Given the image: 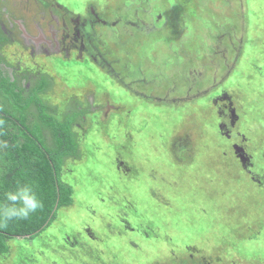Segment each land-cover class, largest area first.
I'll use <instances>...</instances> for the list:
<instances>
[{"label":"rangeland","instance_id":"374dc122","mask_svg":"<svg viewBox=\"0 0 264 264\" xmlns=\"http://www.w3.org/2000/svg\"><path fill=\"white\" fill-rule=\"evenodd\" d=\"M34 1L9 2L33 17ZM59 1L109 24L103 60H54L43 97L59 119L92 104L62 172L76 206L54 225L76 240L17 238L0 264H264L224 237L264 236V0ZM91 221L102 240H84Z\"/></svg>","mask_w":264,"mask_h":264},{"label":"trees","instance_id":"16d2710c","mask_svg":"<svg viewBox=\"0 0 264 264\" xmlns=\"http://www.w3.org/2000/svg\"><path fill=\"white\" fill-rule=\"evenodd\" d=\"M3 19L0 12V24ZM5 39L0 29V45L4 44ZM212 39L217 41L220 37L214 36ZM52 85L44 76L31 82L30 88H25L21 81L11 82L10 77L0 70V143L6 142L7 145L0 147V200L5 191L24 182L34 185L42 201V207L25 220H0V256L9 254V243L17 238L33 243L45 237L46 240L42 241L49 247L57 245L54 243L56 236H60L59 240L66 245L70 244L72 237L76 240L77 233L74 229L70 228L72 232L67 231L62 236L55 230L54 225L63 209L76 206L75 191L71 185L63 182L62 172L66 161H78L80 158L81 146L73 129L74 126L85 124L83 118L92 105L90 102L82 104L72 100L63 113L64 116L59 119L52 115L55 110L43 98L52 89ZM227 85L224 87L226 90ZM132 218L135 219V216ZM87 223L85 227L89 235L84 236V240L88 237L102 240L96 234H100V229L90 226L95 222ZM144 228L153 232L148 227ZM258 230L262 235V230ZM258 230L255 232L261 238L256 239L254 245H242L233 233L224 234V237L228 243H236L240 250L246 247L257 253L260 247H264V236ZM230 247L233 248L231 244Z\"/></svg>","mask_w":264,"mask_h":264},{"label":"flooded vegetation","instance_id":"af4514ba","mask_svg":"<svg viewBox=\"0 0 264 264\" xmlns=\"http://www.w3.org/2000/svg\"><path fill=\"white\" fill-rule=\"evenodd\" d=\"M9 1L0 0V12L4 17L0 29L6 37L4 44L0 45V70L10 77L11 82L21 81L23 87L30 88L31 82L46 76L53 84L52 89L47 91L49 94L56 87V81H63L61 75L54 70V60L64 61L66 64L73 63L72 60L78 58L103 60V54L98 50V47L103 48L100 30L105 31L109 24L94 9L88 8L84 13L80 6L78 10H71L59 0H45L46 5L42 6L38 4L39 0H35L31 6L33 4V7L38 8L36 13L33 17H24L22 10ZM9 3L16 9L6 12L3 4ZM16 49L27 60L23 64L22 56L14 54ZM66 64L62 65L65 67ZM90 64L97 66L93 62Z\"/></svg>","mask_w":264,"mask_h":264},{"label":"clouds","instance_id":"9594fccd","mask_svg":"<svg viewBox=\"0 0 264 264\" xmlns=\"http://www.w3.org/2000/svg\"><path fill=\"white\" fill-rule=\"evenodd\" d=\"M6 142L0 147H6ZM42 207L34 185L20 182L3 193L0 200V220H25Z\"/></svg>","mask_w":264,"mask_h":264},{"label":"bare ground","instance_id":"6f19581e","mask_svg":"<svg viewBox=\"0 0 264 264\" xmlns=\"http://www.w3.org/2000/svg\"><path fill=\"white\" fill-rule=\"evenodd\" d=\"M17 8H18V7H17ZM56 15H57V14H56ZM17 114H18V113H17ZM57 140H58V139H57ZM57 140H56V141H57ZM62 145H63V144H62ZM59 148H60V147H59ZM75 148H76V147H75ZM67 152H68V151H67ZM62 205H63V204H62ZM56 217H57V216H56Z\"/></svg>","mask_w":264,"mask_h":264}]
</instances>
